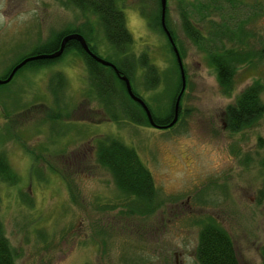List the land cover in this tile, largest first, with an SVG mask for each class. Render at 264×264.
<instances>
[{
    "label": "rangeland",
    "instance_id": "obj_1",
    "mask_svg": "<svg viewBox=\"0 0 264 264\" xmlns=\"http://www.w3.org/2000/svg\"><path fill=\"white\" fill-rule=\"evenodd\" d=\"M241 1L235 9L224 2L215 9L213 0H165L185 79L178 119L169 128L133 124L118 109L111 120L88 89L85 63L74 49L47 66L26 64L0 84V150L17 175L15 186H0V219L15 264H156L161 255L170 260L174 251L191 253L209 217L230 235L239 264H264V195L259 193L264 111L237 131H230L224 118L255 80L264 102V57L256 54L264 46V0ZM155 5L156 0L121 3L132 38L129 53L145 54L158 80L146 81L145 68L137 66L131 90L155 117L164 118L174 108L180 76L168 40L147 21L156 14ZM182 11L205 34L201 43L185 34ZM0 16V76L37 43L85 19L64 0H23L15 6L0 0ZM89 21L87 41L105 59L109 44L95 17ZM240 22L251 33L246 40L251 59L236 66L231 91L223 93L206 55L217 44L215 33ZM56 72L65 82L51 92L47 80ZM104 135L132 147L150 171L163 201L152 213L124 207L112 178L95 162L94 140Z\"/></svg>",
    "mask_w": 264,
    "mask_h": 264
},
{
    "label": "trees",
    "instance_id": "obj_2",
    "mask_svg": "<svg viewBox=\"0 0 264 264\" xmlns=\"http://www.w3.org/2000/svg\"><path fill=\"white\" fill-rule=\"evenodd\" d=\"M64 1L66 4H70L80 11L81 15L85 18L84 22L74 29H62L52 34L46 40L37 43L38 45L25 56L42 53L49 54L56 51L60 43L59 40L65 34L72 32L79 33L84 38L89 50L96 54L94 46L90 45L87 41L88 39H92L90 35L92 32L91 24L93 22L89 21V17L93 16L95 17V23L98 25L100 32L110 47V51L106 55L105 60L111 62L118 72L125 75L128 80L131 79L135 68L142 66L147 72L146 77L148 75L146 81L151 78L154 79L151 83L158 81L156 69L149 62L148 58H146L145 54H141L139 58H135L133 53H129L132 38L125 25V18L121 7L123 0ZM213 1L215 2L213 5L215 9L220 7L221 2L229 4V7H233L234 9L242 3L241 0ZM155 6L157 8L156 14L153 15V18L147 19V21L149 20L148 22H152L153 26L158 27L166 40L167 38L159 23V0H156ZM180 15L185 34L195 44L201 43L205 39V34H202L193 26L188 19L187 12L182 11ZM241 22L237 23L238 25L233 24L230 30L226 29L225 31L222 30L215 33L213 37L217 44L214 42L213 47L207 51L206 57L216 71L217 84L223 93H229L231 91L236 66L251 59L249 49H247L249 45L246 41L251 33L241 27ZM164 23L170 35H172V29L168 25L166 16H164ZM224 40L226 41L225 43ZM69 49L76 50L82 57L87 71L88 89L95 93V96L103 104L105 113L111 120H116V109H118L129 122L137 125H148L143 109L137 102L132 101L128 97L124 83L117 78L111 67L103 66L92 59L82 50L76 40H68L64 45L62 54ZM257 53L259 57H264V46ZM60 56L51 59H34L26 62L24 65L30 64L35 68L43 67L47 66L51 61H55ZM22 58L24 56L20 59ZM15 64L10 65L7 71L0 76V79L5 78ZM111 79L118 83L121 92L126 96L131 105L125 103L122 98L123 96L113 87V83L110 81ZM64 82V78L59 72L51 74L47 80L51 92L56 91V88H62ZM52 84L54 85L53 88ZM179 87L180 79L178 77L177 90L173 98H175ZM261 91V83L255 80L245 86L235 97L234 102L227 107L224 118L226 119V127L230 131L241 130L255 123L256 119L264 111ZM54 102H57V97L54 98ZM149 112L155 123L162 124L167 122L166 118L155 117L150 110ZM93 151L95 162L107 171L112 178L116 190L126 200L122 203L124 207L138 214H150L160 206L162 202L157 194L151 173L132 147L124 144L114 136L104 135L94 140ZM16 181V173L9 166L6 155L0 150V186H15ZM259 193L260 196L264 195V178ZM195 254L199 264H238L237 256L228 234L210 217L200 225ZM0 264H15V254L4 235L1 219Z\"/></svg>",
    "mask_w": 264,
    "mask_h": 264
},
{
    "label": "water",
    "instance_id": "obj_3",
    "mask_svg": "<svg viewBox=\"0 0 264 264\" xmlns=\"http://www.w3.org/2000/svg\"><path fill=\"white\" fill-rule=\"evenodd\" d=\"M159 6H160L159 23H160L161 29L163 30V32H164V34H165V36L169 42V46H170L171 50L174 53L176 64L178 67L179 76H180L179 77L180 78V87H179V90H178V92L175 96V99H174L173 116H172V119L165 126H163V127H166V126H171L174 123V121L176 120L177 110H178V102H179L180 95L184 90L185 79H184V72L182 69V65L180 62V56H179L178 51H177V49H176V47L172 41L171 35H170L169 31L167 30L165 23H164L165 0H159ZM71 39L76 40L79 43L82 50L86 54H88L92 59H94L96 62L100 63L103 66L111 67L113 69L115 75L117 76V78L124 83V88H125V91H126V94L128 95V97L132 101L137 102L141 106V108L143 109V112L145 114V117L147 119L148 124L151 126H155V127H162V126H158L153 121L152 116H151L147 106L143 102V100L133 93V91L131 90V86H130V82H129L128 78L125 75L119 73L118 70L115 68V66L111 62H109V61L97 56L96 54L92 53L89 50L84 38L79 33H76V32H72V33L64 35L61 38L59 46H58L56 51L49 53V54L42 53V54H36V55L28 56V57H25L24 59H22L21 61H19L17 64H15L11 68V70L9 71L8 75L5 78L0 79V84L8 82L12 78V76L16 72V70L30 60L43 59V58L51 59V58H56V57L60 56L62 51H63L65 43Z\"/></svg>",
    "mask_w": 264,
    "mask_h": 264
},
{
    "label": "flooded vegetation",
    "instance_id": "obj_4",
    "mask_svg": "<svg viewBox=\"0 0 264 264\" xmlns=\"http://www.w3.org/2000/svg\"><path fill=\"white\" fill-rule=\"evenodd\" d=\"M23 0H4V3L6 4H11V5H13V6H15L16 4H18V3H21ZM11 8V7H10ZM69 34V33H68ZM66 35V34H65ZM60 41V40H59ZM64 49V48H63ZM62 54V53H61ZM29 56H32V55H29ZM25 57H28V56H24V58ZM24 58H22V59H24ZM22 59H20L19 61H21ZM18 61V62H19ZM17 62V63H18ZM179 105V104H178ZM177 114H178V112H177ZM172 116H173V106H172V108H171V112H167V114L165 115V116H163L164 118H166V120H167V122L166 123H162V124H157L158 126H162V127H156V128H169V127H171L176 121H177V116H176V120L174 121V123L171 125V126H169V127H163V126H165L171 119H172ZM151 126V125H150ZM153 127H155V126H153ZM72 159L74 160V161H76V160H78V162H79V158L77 157H72ZM163 202V201H162ZM162 204V203H161ZM161 204H160V206H161ZM200 229V228H199ZM198 233H199V230H198V232H197V239H196V243H195V245H194V248H193V250H192V252L190 253V252H186V251H177V252H172V257H171V259L169 260V256L167 255V254H165V255H161L160 256V260L158 261V262H156V264H186V260H188L189 261V264H191L193 261H194V263L195 264H199L198 263V261H197V259H196V254H195V249H196V245H197V241H198ZM229 236V238H230V240H231V237H230V235H228ZM232 241V240H231ZM234 248V247H233ZM184 257V258H183ZM191 259H192V261H191ZM238 260V259H237ZM238 264H239V260H238Z\"/></svg>",
    "mask_w": 264,
    "mask_h": 264
},
{
    "label": "clouds",
    "instance_id": "obj_5",
    "mask_svg": "<svg viewBox=\"0 0 264 264\" xmlns=\"http://www.w3.org/2000/svg\"><path fill=\"white\" fill-rule=\"evenodd\" d=\"M3 20V17L2 16H0V21H2Z\"/></svg>",
    "mask_w": 264,
    "mask_h": 264
}]
</instances>
